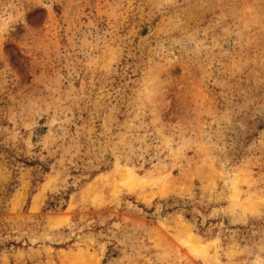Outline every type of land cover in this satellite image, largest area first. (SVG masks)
<instances>
[{
    "label": "rangeland",
    "instance_id": "374dc122",
    "mask_svg": "<svg viewBox=\"0 0 264 264\" xmlns=\"http://www.w3.org/2000/svg\"><path fill=\"white\" fill-rule=\"evenodd\" d=\"M0 264H264V0H0Z\"/></svg>",
    "mask_w": 264,
    "mask_h": 264
},
{
    "label": "trees",
    "instance_id": "16d2710c",
    "mask_svg": "<svg viewBox=\"0 0 264 264\" xmlns=\"http://www.w3.org/2000/svg\"><path fill=\"white\" fill-rule=\"evenodd\" d=\"M107 169H108V168H106V167H102V170H104V171L107 170Z\"/></svg>",
    "mask_w": 264,
    "mask_h": 264
}]
</instances>
